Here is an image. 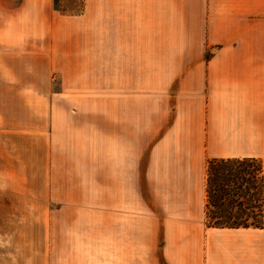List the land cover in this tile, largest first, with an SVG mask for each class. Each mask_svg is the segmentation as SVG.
Masks as SVG:
<instances>
[{"label":"crops","instance_id":"obj_1","mask_svg":"<svg viewBox=\"0 0 264 264\" xmlns=\"http://www.w3.org/2000/svg\"><path fill=\"white\" fill-rule=\"evenodd\" d=\"M52 34L60 87L21 156L40 186H15V145L0 173L22 250L53 235L68 264H95L96 238L103 264H264V0H82ZM244 157L262 226H207V160Z\"/></svg>","mask_w":264,"mask_h":264},{"label":"rangeland","instance_id":"obj_2","mask_svg":"<svg viewBox=\"0 0 264 264\" xmlns=\"http://www.w3.org/2000/svg\"><path fill=\"white\" fill-rule=\"evenodd\" d=\"M81 2L0 0V173L6 170L7 145H15L14 148L10 147L9 156L13 153L15 157L16 172L25 169L26 173H30V179L16 180V187L40 186L38 165L23 164L22 151L29 150L25 146L30 145L31 155L38 154L35 145L45 135L47 111L54 101L53 93L60 87L51 60L55 19L58 14L77 12ZM34 160L38 162L37 157ZM3 184L4 181L0 180V264H68L69 261L54 250L56 245L53 235L52 238L48 235L45 244L42 240L41 244L33 243V252L22 250L21 245L28 241L22 238L20 229L7 220V214H11L8 212L12 201ZM31 214H35L33 206ZM38 229V226L29 227L32 239L39 236ZM15 230L18 235L13 233ZM95 236L101 237V229H96ZM98 242L96 238V253L100 259L96 258L95 264H103L102 245ZM45 247L47 250L44 253ZM39 250L42 258L38 254Z\"/></svg>","mask_w":264,"mask_h":264},{"label":"trees","instance_id":"obj_3","mask_svg":"<svg viewBox=\"0 0 264 264\" xmlns=\"http://www.w3.org/2000/svg\"><path fill=\"white\" fill-rule=\"evenodd\" d=\"M205 193L204 223L207 226H262L263 174L260 159H208Z\"/></svg>","mask_w":264,"mask_h":264}]
</instances>
